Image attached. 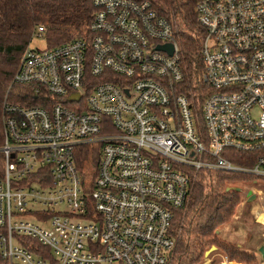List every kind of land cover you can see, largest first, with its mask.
I'll list each match as a JSON object with an SVG mask.
<instances>
[{
	"label": "built area",
	"instance_id": "1",
	"mask_svg": "<svg viewBox=\"0 0 264 264\" xmlns=\"http://www.w3.org/2000/svg\"><path fill=\"white\" fill-rule=\"evenodd\" d=\"M92 4L89 35L28 45L5 97V264H168L199 171L264 178V0H196L200 84L157 0ZM84 146L99 154L91 187Z\"/></svg>",
	"mask_w": 264,
	"mask_h": 264
},
{
	"label": "trees",
	"instance_id": "2",
	"mask_svg": "<svg viewBox=\"0 0 264 264\" xmlns=\"http://www.w3.org/2000/svg\"><path fill=\"white\" fill-rule=\"evenodd\" d=\"M157 1L162 12L176 21V41L182 64L195 83L200 84L202 68L199 47L203 29L196 20V0ZM93 13L92 0H0V146L4 136V100L6 95L8 101L22 89V86L13 82V76L22 52L32 39L33 30L38 26L45 28L48 47L73 38L87 37ZM235 153L239 156L236 161L244 163L240 156H243V153ZM98 157L97 149L87 146L82 147L78 154L77 166L82 175V182L89 187L95 177ZM2 176L0 173V177ZM242 183L252 188H264V178L247 173L203 170L198 172L191 182L187 218L183 219L182 209L173 211L172 231L175 248L168 264H199L213 249L220 250L235 262L259 264V251L241 249L221 240L217 233L218 226L226 223L234 214L242 195L237 184ZM245 203H252L247 201V196ZM32 242L35 245V240ZM44 253L45 257H51L48 248H45ZM0 264H5L1 257Z\"/></svg>",
	"mask_w": 264,
	"mask_h": 264
},
{
	"label": "rangeland",
	"instance_id": "3",
	"mask_svg": "<svg viewBox=\"0 0 264 264\" xmlns=\"http://www.w3.org/2000/svg\"><path fill=\"white\" fill-rule=\"evenodd\" d=\"M45 37V35H44ZM47 46L46 39L42 37L33 36L29 47L31 48H45ZM5 172V159L2 152H0V173ZM241 188V199L237 204L234 214L224 224L218 226V237L230 244L236 245L246 251L258 252L260 246L264 245V188H252L246 184H237ZM252 191L257 197L252 200V203H245L246 195ZM187 206L182 210L183 219L187 218ZM93 219H95L93 217ZM184 219V220H185ZM233 221V225H231ZM240 246H239V245ZM261 255L258 254V259ZM260 261V260H259ZM199 264H243L229 259L220 250H214L204 257Z\"/></svg>",
	"mask_w": 264,
	"mask_h": 264
},
{
	"label": "water",
	"instance_id": "4",
	"mask_svg": "<svg viewBox=\"0 0 264 264\" xmlns=\"http://www.w3.org/2000/svg\"><path fill=\"white\" fill-rule=\"evenodd\" d=\"M161 48L168 49L170 53L172 52V46L171 45L161 46ZM238 190H239V188H238ZM255 198H256V195L252 191H249L247 193V201L250 202V201L254 200ZM258 251H259L262 259H264V246H260ZM262 264H264V262Z\"/></svg>",
	"mask_w": 264,
	"mask_h": 264
},
{
	"label": "crops",
	"instance_id": "5",
	"mask_svg": "<svg viewBox=\"0 0 264 264\" xmlns=\"http://www.w3.org/2000/svg\"><path fill=\"white\" fill-rule=\"evenodd\" d=\"M233 224H234V223H233V221H231V225H232V226H234ZM217 233H219V231H218V230H217ZM238 245H239V244H238ZM239 246H240V245H239Z\"/></svg>",
	"mask_w": 264,
	"mask_h": 264
}]
</instances>
